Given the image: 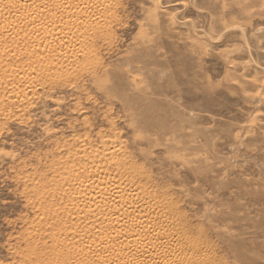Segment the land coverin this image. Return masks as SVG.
<instances>
[{
    "label": "rangeland",
    "instance_id": "374dc122",
    "mask_svg": "<svg viewBox=\"0 0 264 264\" xmlns=\"http://www.w3.org/2000/svg\"><path fill=\"white\" fill-rule=\"evenodd\" d=\"M10 1L0 264H264V0Z\"/></svg>",
    "mask_w": 264,
    "mask_h": 264
},
{
    "label": "bare ground",
    "instance_id": "6f19581e",
    "mask_svg": "<svg viewBox=\"0 0 264 264\" xmlns=\"http://www.w3.org/2000/svg\"><path fill=\"white\" fill-rule=\"evenodd\" d=\"M13 1H15V0H11L10 2L12 3ZM18 1V0H17ZM32 1H38V0H32ZM2 2H3V0H0V4H2ZM59 2V1H58ZM15 3H16V1H15ZM47 3V2H46ZM65 3H67V2H65ZM70 3H72L71 1H70ZM69 5V4H68ZM55 6V5H54ZM77 6V5H76ZM79 4H78V8H79ZM46 8V7H45ZM52 8V7H51ZM68 8V7H67ZM66 7H64V6H61V4H59L58 5V8L57 9H59L60 10V12L61 13H66L67 15H68V19H71L72 18V21H73V19H76L77 20V17H76V15L75 14H73V12H71V10L70 9H67ZM74 8V7H73ZM80 8H82V7H80ZM89 9V8H88ZM87 8H85L84 9V12L85 13H87V14H89V12H91V9L90 10H88ZM40 10V9H39ZM36 11H38L37 9H36ZM35 11V12H36ZM54 12V11H53ZM37 13V12H36ZM40 13V12H39ZM94 13V12H93ZM53 15V14H52ZM105 15V14H104ZM61 16V15H60ZM82 16V15H81ZM80 16V17H81ZM51 17V16H50ZM69 17H71V18H69ZM76 20H74V21H76ZM81 20H82V17H81ZM69 21H71V20H69ZM68 21V22H69ZM70 23V22H69ZM79 23V22H78ZM84 23V22H83ZM44 24H46V23H44ZM50 24V23H49ZM86 24V23H85ZM43 25V24H42ZM48 25V24H47ZM51 25V24H50ZM84 25V24H83ZM87 25V24H86ZM45 26V25H44ZM75 26V25H74ZM51 27V26H50ZM42 29H43V26H42ZM90 33V32H89ZM95 33H96V31H95ZM49 34V33H48ZM51 34V33H50ZM50 36V35H49ZM70 46V45H69ZM147 102V101H146ZM155 108H154V105L152 104V102H150V101H148L147 103H141L139 106H138V111H139V113L140 114H142V115H147V116H150V117H152V115L153 114H155V110H154ZM155 125V124H154ZM95 164V163H94ZM93 171L91 170V173H92ZM85 173V172H84ZM86 174H87V172H86ZM95 174V173H94ZM96 174H98L97 172H96ZM107 174H108V172H107ZM106 174V175H107ZM100 175V174H99ZM111 175V174H110ZM103 176V175H102ZM109 176V175H108ZM92 177V176H91ZM94 177V176H93ZM94 178H96V177H94ZM106 178V177H105ZM110 178V177H109ZM85 179V178H84ZM87 179H89V178H87ZM86 179V180H87ZM91 179V178H90ZM97 179V178H96ZM95 180V179H94ZM93 180V181H94ZM99 181H100V178L98 179ZM106 180H108V179H106ZM111 180V179H110ZM88 181V180H87ZM96 181V180H95ZM99 181H97V182H99ZM101 181H103L102 179H101ZM107 182H109V181H107ZM117 182V181H116ZM92 183V182H91ZM90 183V184H91ZM100 183V182H99ZM88 184V183H87ZM94 184V183H93ZM93 184H91V185H93ZM101 184V183H100ZM116 184V183H115ZM95 185V184H94ZM107 185V184H106ZM105 185V186H106ZM96 186V185H95ZM99 186H102V185H99ZM98 186V187H99ZM108 186V185H107ZM116 186V185H115ZM102 187H104V186H102ZM111 187V186H110ZM117 187V186H116ZM116 187H114V188H116ZM101 188V187H100ZM112 188V187H111ZM110 188V189H111ZM107 189H108V187H107ZM103 190V189H102ZM116 190V189H115ZM101 191V190H100ZM107 192L109 191V190H106ZM115 192V194H116V192L117 191H114ZM99 193V192H98ZM101 193H102V191H101ZM101 193H99V195L101 194ZM119 193H121V192H119ZM118 193V194H119ZM122 194V193H121ZM103 196V195H102ZM115 197H116V195H115ZM123 197V196H122ZM112 198H113V196H112ZM119 198V197H118ZM128 198V197H127ZM109 199V198H108ZM123 199H124V197H123ZM128 200V199H127ZM101 201H102V198H101ZM105 201V200H104ZM103 201V202H104ZM108 202H110V203H112V201L110 200V201H108ZM118 205V204H117ZM129 206V205H128ZM132 206V205H131ZM119 207V206H118ZM123 207V206H122ZM132 208L133 207H131V210H132ZM114 209V208H113ZM133 209H135V208H133ZM115 210H116V208H115ZM118 210V209H117ZM120 210V209H119ZM121 210H123V209H121ZM135 211V210H134ZM132 213H133V211H132ZM125 215V214H124ZM130 215V214H129ZM145 234V233H144ZM143 234V235H144ZM155 234V233H154ZM154 234H153V236H154ZM195 235V234H194ZM193 237V236H192ZM154 238V237H153ZM189 239H190V236H189ZM154 241V240H153ZM158 241V240H157ZM172 241V240H171ZM195 242V241H194ZM123 243V242H122ZM166 243H168V242H166ZM193 243V242H192ZM190 243V248L191 249H193V251H194V253H196V257H194V256H192V258L191 259H188V260H192V261H194V262H196V264H213V261L211 262V260L208 258V255H209V253L207 254V253H204V252H201V251H199V248L198 247H196L197 245H196V243ZM124 244V243H123ZM179 244V243H178ZM159 245V244H158ZM157 245V246H158ZM177 246V245H176ZM175 246V247H176ZM180 246V245H179ZM152 247V246H151ZM174 247V248H175ZM109 248V247H108ZM141 248V247H140ZM140 248H130L126 253H123L124 254V256H126V257H124V258H128V260H125L124 262H122L121 264H149V263H152V264H176V263H174V260L175 259H180V258H183L184 257V259H187V257H185V253L184 252H177V253H174V248L171 246V245H169V243H168V245L166 244V245H162L161 247H158V248H155V247H153L154 249H150V250H146V249H144L143 250V248L142 249H140ZM178 249H180L179 247H177ZM176 249V248H175ZM189 249V248H188ZM102 250L103 251H105L106 250V247L105 246H102ZM182 250H183V247H182ZM110 251V250H109ZM108 251V252H109ZM188 252H189V250H187ZM122 252H124V251H122ZM112 253H113V250H112ZM120 253V252H119ZM174 253V254H173ZM122 255V254H121ZM170 256V257H168V258H166V256ZM211 256V255H210ZM209 256V257H210ZM122 257V256H121ZM123 258V257H122ZM132 259V260H131ZM213 259V258H212ZM182 260V259H181ZM48 261V260H47ZM184 262V261H183ZM181 264V263H180Z\"/></svg>",
    "mask_w": 264,
    "mask_h": 264
}]
</instances>
